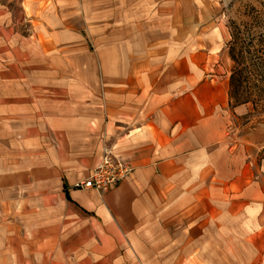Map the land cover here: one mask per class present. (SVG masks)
<instances>
[{
	"label": "crops",
	"instance_id": "1",
	"mask_svg": "<svg viewBox=\"0 0 264 264\" xmlns=\"http://www.w3.org/2000/svg\"><path fill=\"white\" fill-rule=\"evenodd\" d=\"M13 7L37 12L43 53L66 61L40 99L28 76L5 80L26 92L0 93L12 136L0 143V247L39 261L66 260L69 245L78 261L257 263V188L243 187L258 164L253 177L236 139L245 104L230 96L221 18L203 0H0V38ZM104 146L132 172L104 193L77 187Z\"/></svg>",
	"mask_w": 264,
	"mask_h": 264
},
{
	"label": "rangeland",
	"instance_id": "2",
	"mask_svg": "<svg viewBox=\"0 0 264 264\" xmlns=\"http://www.w3.org/2000/svg\"><path fill=\"white\" fill-rule=\"evenodd\" d=\"M203 2L206 8L205 13L216 19L220 17L227 27L226 49L228 53L229 43L231 44L233 41L235 33L236 40L234 41L237 45L239 69L243 71L241 78L244 86L250 87L247 91L252 94V98L255 100V103L245 104L237 110L234 126L237 131L236 139L242 144L243 159L253 162V177H255V161L258 164L257 183L253 182L252 186L244 183L243 187L244 191L247 189L249 192L251 191L253 197L257 188L259 211L258 251L255 250V247H252V251L250 247H247V256L250 259L251 254L254 261L257 256V263L254 262V264H264V0H203ZM6 4L10 11L9 2ZM40 8H42L41 5ZM37 9L38 6H36ZM54 10L53 7L52 13ZM46 19L51 22L52 17L47 16ZM13 20V25L11 26L9 23L8 27L2 31L3 36L0 38V93L26 92L27 86L20 82L11 84L5 80L19 79L20 81L28 76L29 79L35 80L33 89L40 99L44 92H48V90L53 92V89L56 88L43 84L44 75L57 77L58 72L51 69L49 71V68L55 66L58 61L66 60L61 59L57 52L54 55L43 53V50L49 48L51 43L41 35L44 28L39 24L43 19H40L37 12L31 19L26 20L21 8L13 7ZM235 65L236 63L228 57V72H232ZM37 103L38 100H36ZM10 131L9 125L0 124V143H8L11 140ZM3 152L0 145L1 157L6 155ZM20 248H15L12 252L10 247H0V251L3 252H0V264H170L150 260L102 261L104 254L97 256L100 260H97V257L94 258L95 256L91 259V256L88 255L78 261L75 257L74 247L69 245L64 253L66 260L56 262L54 261L55 252H50V255H45L43 261H39L41 257L33 253H29L28 256L23 255ZM33 248L35 249V247ZM10 253L13 254L14 262L9 260ZM28 257L29 261H27Z\"/></svg>",
	"mask_w": 264,
	"mask_h": 264
},
{
	"label": "built area",
	"instance_id": "3",
	"mask_svg": "<svg viewBox=\"0 0 264 264\" xmlns=\"http://www.w3.org/2000/svg\"><path fill=\"white\" fill-rule=\"evenodd\" d=\"M101 154L100 163L87 179L76 184L77 187L95 189L104 193L132 172V168L114 153L111 146H104Z\"/></svg>",
	"mask_w": 264,
	"mask_h": 264
},
{
	"label": "trees",
	"instance_id": "4",
	"mask_svg": "<svg viewBox=\"0 0 264 264\" xmlns=\"http://www.w3.org/2000/svg\"><path fill=\"white\" fill-rule=\"evenodd\" d=\"M234 39L229 43V55L233 62L236 63L234 66L231 76H230V96L235 105L255 103V100L252 98V94L247 91L250 87L244 86L242 81L243 71L239 69V59L237 55V45L234 40H236L235 33Z\"/></svg>",
	"mask_w": 264,
	"mask_h": 264
}]
</instances>
